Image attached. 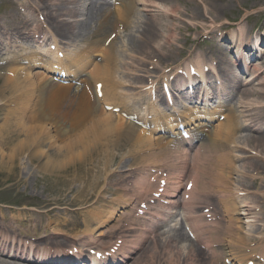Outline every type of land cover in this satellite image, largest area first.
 Segmentation results:
<instances>
[{
    "label": "bare ground",
    "instance_id": "obj_1",
    "mask_svg": "<svg viewBox=\"0 0 264 264\" xmlns=\"http://www.w3.org/2000/svg\"><path fill=\"white\" fill-rule=\"evenodd\" d=\"M32 1L34 4L30 7L34 11H38V16H43L46 27L52 33L54 40L57 43L64 42L68 43V45L73 44L76 47V51L73 53L66 52L64 47L62 51L65 55L57 61L47 60L43 58V56H45L44 54L37 51H30L26 58L20 60L19 58L13 59L12 57L3 61V63L12 62L10 63L12 65L8 67L10 71L7 75L15 79V82L20 85L18 89L22 93L20 94L21 99H18V101H11L10 103L8 101L4 103L0 102V110L2 106L12 107L11 112L8 113L9 123L6 124L8 129H5L3 132L0 131V143L9 147L12 145L16 136H18L19 140L22 129L21 127L19 128L20 124L15 122L18 121L17 118L19 116L25 115L34 121V125L24 126L25 131L36 129L43 132L47 126H51L50 131L53 133L55 132V139L63 142V144H59L57 146L58 148L55 149L59 154H63L67 149H74V147L80 145L81 142L85 145V150L90 151L89 154L84 153L86 152L85 150L81 151L80 149H76L77 152H80V155L78 154L75 160L79 162L82 167L84 164H90L98 168L94 173V179H90L88 183L93 193H91L90 197H87V194H83L82 196L86 197L81 199L85 202L94 197V204L101 201H104L106 204L101 209H96L94 207V211L96 210L97 212L87 214L84 216V220L82 219L88 228L85 235L90 234L88 241L93 243L100 241L99 246L104 244L101 247H105L109 245V243L112 244L113 242H117L119 234L122 235L121 238L124 240L128 239V233L135 232L138 235V241L133 244L131 248H129V246H123L124 248L121 249L122 251H119L116 255L107 256L103 258L104 260L93 258L92 261L94 263L99 262L100 264H128L129 258L134 259V254L143 246L144 254H147V258L150 259L148 264H161L166 257H168V260L166 259L163 264H199V262L203 261H206L205 263L203 262L204 264H226V260H231L236 264H247L249 260L255 261V264H264V234H260L261 228L264 227V225H260L264 224V204L261 205L260 212L262 213H259L262 216H256V220L246 222V225H250L252 228L249 232L245 231V226L243 229V226L236 225L234 222L235 220L236 222L240 220V222L243 223V217H240L241 214H244V217L255 214L254 209L256 207L254 206L257 202L254 197H251V201L246 203V200L240 197V191L242 190L247 193L251 189L246 181L247 179L251 178L253 183L255 182V176L250 175L251 171H257L258 173L262 172L260 167L262 165L258 164V162L244 161L238 167L233 160L228 159L229 152H225V164L211 167H205L200 164L193 172L196 184L190 192V199L185 203H190L189 205L194 203L198 204L202 198L201 203L203 204L209 200L208 207H213L214 211L220 210L223 212L224 216L228 217L225 221V225L220 224L218 230L209 227L208 229L202 230L204 238L206 237L205 235H207L204 243L207 242L209 245L211 255H208L200 248L196 247L194 242L183 230V226L170 229L169 232L174 231L173 234H169V232L156 233L149 242H146L144 239V234L147 233V231H143L144 233L139 234L136 228H123L121 225L122 221H127L124 220V217H127V214H125L126 206L130 204L132 200L134 202V199L138 196L143 199L144 192L147 193L157 187L155 184L149 182L151 175L138 179L139 183L137 188L130 194L127 191L122 192L123 189H121L120 186L122 184L121 179L123 175L120 172L121 170L119 171V169H117L113 173L108 174V178L113 181L112 183L117 189L120 188V192L118 193L119 196L115 198V202L106 200L103 196L94 193V190L101 182V176L105 174L107 169L112 165L114 149L111 150L110 148H112L111 145L114 146L115 144H111L108 139L111 132L117 131L120 127L119 130H123L125 138L127 137L129 140H132L135 137L137 140L139 128L134 124L128 120H123L124 124L122 123L121 126L118 127L117 122L114 123L112 121V119L116 117L123 118L122 114L124 111L127 113L123 108H127L130 105V100L128 98L129 90H127V87H137L138 82H142L141 86L145 87L146 84H144V79L146 78V80H148V78L153 76L151 74L152 72L146 69L148 63L153 64L158 62L159 58H162L161 56L170 53V50L174 48L173 46L180 43V34L176 33L177 30L181 29L179 24L185 23L187 19L194 21L201 19L200 17L204 18L205 16H210L213 11L220 8L218 2L221 0H117V2L120 3L117 7H114L108 0ZM139 3L144 5V9L148 14L139 12L140 10L137 8V4ZM153 11L157 12L151 13ZM118 23L124 24L118 25ZM31 24H33L32 19L26 17L17 23L16 26L9 28H6V26L0 22V32L3 34L10 33L8 35L11 36L8 37L9 41L14 40L23 42V40L35 38V35L42 32L40 25L33 27L29 31L28 29ZM108 27L112 28L109 33L111 38L108 39L106 36L101 40L104 43L99 45L100 39H93L101 35V31ZM262 28L264 29V24ZM126 30H128V33H124ZM219 30H222V28ZM123 33L125 34V38L122 41L124 35H121ZM42 36L43 34L39 38ZM227 36L229 35H226L228 39ZM119 38L120 40H118ZM261 38L262 43H264V37ZM258 39L259 38H256L257 42L255 44H258ZM105 41H107L106 45H104ZM245 41L247 42L241 30L240 36L237 38V44L241 46V48L251 47L253 51V46H249V41L248 43ZM224 43L225 40L216 42L208 53H203L208 56L209 62L212 63V65L209 66V72H207V74L204 73V69L205 66L209 64L200 60L197 61L198 71L203 75L205 74L203 81L205 82L204 89L206 90V97H223L219 101V111L210 112L208 109L194 111L192 108L185 109L184 106H181L179 107V112L177 110L178 113H170L166 116H161V113L156 110L154 130H149L147 127H145V129H140L144 134V138L153 143L155 149L150 154L160 168H162L161 166L163 165L168 166L164 161L172 154L177 153L182 155L181 152L185 150L184 146L186 145L183 139H171L163 133H171L170 130L177 133L178 122H180L187 127L189 126L194 131L195 137H197V132L202 129L203 124L201 121H208L205 116H208L209 121L213 122L218 117L217 115L219 112L222 114L223 111L227 110L229 112L225 114L226 120L218 123L211 133L208 132L207 138H204L200 142L197 150L201 152L202 149L205 151L210 150L211 154H219L223 148H225V150L227 149L223 141L227 143L232 138L235 140V132L245 128L246 132L242 134V136H239L238 144L242 143L244 146L260 152L261 161L264 163V85L259 87L251 85V83L254 82L253 80H258L259 78H262L261 83H264V54L259 58L258 62L253 61L246 66L247 62L250 60L248 55L251 51L247 53L248 55L243 56L240 54L236 60L230 61L229 49ZM18 46L25 48V46L21 44ZM59 48L61 50V47ZM255 49H257L256 52H258V50L264 52L260 44L258 46L256 45ZM128 54L134 55L135 59L128 61ZM3 55L4 54L0 52V56ZM136 55L140 57L136 58ZM213 55H216V58H214ZM93 56L96 58L99 56L102 57V62L94 63L92 59ZM247 56L248 60L246 61L245 59ZM155 58H157L156 62H154ZM217 58L219 59L218 61ZM28 59H30V61ZM215 60L216 62L213 64ZM243 60L244 67L247 69L246 71H250V75L246 78L239 77L240 75L238 74V71H242L241 67L243 69ZM34 66L42 68V71L33 74L31 69ZM163 69L164 68L159 64H156L157 72ZM209 73L212 75L216 74L215 77L222 80V84L217 86V89L211 86V79L208 76ZM162 76L166 77L167 74L162 73ZM168 76L167 79L169 80ZM58 77L62 79H67V77L68 79L73 78L77 81V84L64 85L65 83L55 81V78ZM196 79V76H192L189 83L194 82ZM99 86H102L101 90ZM85 89H88L89 92ZM27 90L29 91L27 92ZM100 93L102 96H99ZM181 93L185 95L183 92L177 91V93H172V98L175 97V100L182 104V100L184 99ZM187 94H189V92H187ZM24 96L28 97V99H25ZM250 96H254L255 98L252 99ZM120 97H122V104L116 102ZM224 97L229 100L228 104L221 102L224 101L222 100ZM141 98L144 100L146 99L144 97ZM159 100L164 102L165 97H161L159 94ZM98 102H102V105L96 107L95 105H97ZM107 105H113L114 108L123 107L119 113H115L113 110H107ZM253 109L256 111L245 114V111H252ZM237 111H239L241 115L238 114ZM69 119L71 122L70 127L67 126ZM11 120H13V122H11ZM155 130L162 133V136L156 137ZM94 133H96L95 137H89ZM10 134H13V137L10 136ZM91 138L94 139L92 140ZM105 138L106 141L103 142ZM36 140L37 141L26 139L19 145H12L8 150L0 149V165H2L3 162L5 166L13 167L16 161L23 164V159L26 157L28 158V156L30 161H37V159L43 156V151L39 149V147H41L42 144L46 146L47 142L41 141L38 138ZM31 143L34 144L32 145ZM37 143H39L40 146H36ZM253 145L258 149L253 147ZM89 147L91 148L89 149ZM221 147L223 148L221 149ZM109 157H111V160ZM133 158L139 160L140 163L146 162L139 155H133ZM71 160L69 156L64 158V160H58L60 164L62 163L58 170H62L66 167L68 168V165L71 164ZM228 160L230 162H226ZM49 163L51 162L44 161L38 165V167L42 168V170L46 168V171H50ZM172 166L174 167V164H172ZM175 167H179L177 163H175ZM235 172H238V176L237 179L234 180V177H230L229 175ZM223 173H225V178L222 176ZM131 176L132 174H130V177H127V183L132 181ZM116 177L118 178L116 179ZM178 177L180 179L178 183L182 181V177V182L187 179L185 169L180 172ZM26 178H28V175ZM235 181L238 183L237 185H234ZM169 182L172 185L171 178ZM236 186H239V188L237 189ZM181 188L182 187L179 186V188L171 189L169 193L165 194L164 198L173 199L170 200V202H176V197ZM82 190L85 191V188ZM199 193L203 194V196L200 197ZM261 196L264 198V195ZM213 197L218 198L216 202H218L219 205L213 200ZM195 199H199V201L194 202ZM50 202L52 203V201ZM53 210L54 209H49L45 212V215L52 214L51 212ZM241 210H244V212H241ZM191 212L193 214L199 213V211ZM20 213H23V211H20ZM230 213L237 217H230ZM188 214L189 211H186L184 216L187 218L186 220L190 229L194 231L193 225H200L199 221L196 215L191 216L189 214V217ZM26 215H28V212L19 214V216H6L0 212V264H82L89 260L87 254L81 250L88 242L83 236L78 237L84 242L78 246V248H80L79 256L77 258H71L72 260L66 256L69 254L64 252V254H66L64 259L58 261V259H56L57 255L52 251L50 252L46 248V245H43L42 248L39 249H43L46 255H38L36 257L32 255L31 252L25 254V249H32L33 246L39 244L36 243L38 240L44 239L47 240V245L60 244L58 249L67 248L62 246L59 241L57 242L56 238L59 236L57 232L53 231L52 233H48L46 230V235H39L38 229L42 226L40 224L43 220L42 216H40V220L34 224V227L23 229L20 226L22 225L21 223L29 220L26 218ZM149 220L152 222L151 219ZM129 221L131 222L130 225H133L131 218ZM68 225L71 224H69V222L59 221V218H57L53 222L50 221L48 228L68 227ZM148 226L150 227L148 232L154 229L159 232V223L157 225L149 223ZM72 229L76 230V226L73 225ZM199 229L200 228L196 231L197 235ZM93 232H97V235L94 236ZM61 234L66 237L70 236L69 233L66 232ZM29 241L30 245L28 248L27 244ZM252 242H256V245L251 246ZM73 247H76V245L72 246V248ZM248 249H251V251L248 252ZM87 251H89V248ZM202 255H207L203 261L199 259ZM262 258L263 261L261 260ZM142 260L145 262L144 259ZM137 261L138 264H144L143 261Z\"/></svg>",
    "mask_w": 264,
    "mask_h": 264
},
{
    "label": "rangeland",
    "instance_id": "obj_2",
    "mask_svg": "<svg viewBox=\"0 0 264 264\" xmlns=\"http://www.w3.org/2000/svg\"><path fill=\"white\" fill-rule=\"evenodd\" d=\"M51 3V2H50ZM34 3L32 0H0V22L6 26V28L14 27L19 23L22 19L31 18L32 23L31 26L35 27L37 25L45 26V21L42 17H39L38 11H34L30 6H32ZM116 5V4H115ZM219 9H216V11H213L210 16L200 17L201 19L197 20H189L185 21V23H178L181 26L180 30H177L176 33L180 34L181 39L180 43L177 45L175 44L173 49L170 50V53H167L164 56H161L162 58H159V61L156 62L157 58L154 59L153 64L148 63V67L146 69L148 71H151L152 77L159 78L161 77L162 72H167L169 69L179 66H183L186 62H192L193 64H197L196 61H203L209 60L208 56L203 53H208L212 48L213 45H215L216 42H221L219 39L222 38L221 34H228L229 35V41L225 38V45L228 46L229 49V60L233 61L235 59L234 53L238 52L243 53V55H247L248 51H245L244 49L247 48H241L237 44V38H239L241 30L242 33L247 41H249V45H253V42L256 39V36H264V29L262 28V25L264 24V0H221L218 2ZM138 9H140V13L146 14V10H143V6L139 5ZM142 9V10H141ZM223 9V10H222ZM148 13V12H147ZM152 13V12H151ZM113 26V25H112ZM111 26V27H112ZM111 27L104 28L101 32V35L96 36L93 40L100 39L99 45H102L101 40L108 37L110 31L112 30ZM222 28V32L216 33V36L213 40H211L212 37L215 35V31ZM43 33L49 37V44H51L54 41V38L52 36V33L48 30L47 27L42 29ZM100 32V33H101ZM210 32L212 33V36L210 35ZM124 33H128V30H126ZM122 34V41L125 38V34ZM10 33L3 34L0 32V52H2L4 55L0 56V61H2L1 58L7 59V58H26L30 50L34 49H41L42 46L39 43H35L32 40H23V42H18L11 40L9 41L8 36ZM14 38V35H13ZM58 39V38H57ZM120 40V38L118 39ZM23 45L25 48H21L18 45ZM49 44L47 47H50ZM54 44H52L53 46ZM63 46H67L68 50L70 52H75L76 47L73 44L68 45V43H62ZM264 45V44H263ZM244 47V46H243ZM264 49V46H263ZM8 51V52H7ZM233 51V53H232ZM86 53V52H85ZM235 53V54H236ZM128 61L131 59H135L134 55L128 54ZM140 57L136 55V58ZM164 57V58H163ZM214 58H216V55H213ZM208 58V59H207ZM205 60V61H204ZM210 61V60H209ZM188 62V63H189ZM156 64H159L163 69V71L157 72L156 70ZM187 64V63H186ZM12 64H7L4 66H0V102H11V101H18L20 98V94L22 93L18 88L20 85H18L17 82H15V79L13 77L8 76V67H10ZM32 73H39V71H42V68L39 67H33L31 69ZM239 74V72H238ZM244 73H240V76H243ZM147 75V74H145ZM211 82L214 85V74H210ZM247 75L245 74V77ZM262 76V75H261ZM145 83H148L149 79H144ZM254 81V80H253ZM262 78L259 81H254L251 83V85H254L256 87L264 85V83H261ZM141 83V84H140ZM137 83V87H127V90H129V100L130 105L129 107L125 108L123 107L129 114H137L140 118L146 119L147 117V108L150 107V97L148 96L149 92L146 91L141 85L142 82ZM23 85V84H21ZM89 92L88 89H85ZM29 90H27L28 92ZM82 91V90H81ZM27 96V94H26ZM25 97V99H28V97ZM31 96V93H30ZM23 97V98H24ZM141 97L146 98L145 100ZM148 98V99H147ZM250 98L254 99V96H250ZM117 103L122 104V97L118 98L116 100ZM213 101H210V103H213ZM187 103H189L187 101ZM13 104V103H12ZM98 105H102V102H98L96 107ZM191 106H194V104H189ZM159 111H163L164 113H169L170 107L163 102H157L154 105ZM27 107V106H25ZM120 107V108H122ZM12 107H6L2 106L0 110V131H5V129H8V126L6 125L9 123V116L8 113L11 112ZM16 109V108H14ZM241 111V109L239 108ZM256 111L253 109L252 111H245V114L252 113ZM119 113V112H118ZM125 113V111H124ZM238 114L241 115L239 111H237ZM146 114V115H144ZM22 117V118H21ZM18 121L15 123H19L22 129L21 136L15 137L12 145H19L22 141H25L26 139H33L37 141L38 138L41 141L47 142L46 146L44 144L39 147V149H42L43 156L37 161H30L28 158H24V162L19 163L18 161L15 162V165L13 167H7L3 164L0 165V212L2 214H5L6 216H19V214H24V212H28V215H26V218L29 219L28 221H25L24 223H21L20 225L23 229H28L31 227H34V224L37 223V221L40 220V216L43 217V220L40 223L42 226L38 229L39 235H46V230L48 233L57 232L59 233V236L56 238L57 242L59 241L61 244L65 245V247H70L74 243H78V241H74L72 239L78 238L79 236H83L87 240L90 237V234L85 235L88 228L86 227L84 220V216L87 214L97 212L94 211V207L96 209H101L106 203L104 201L99 202L97 204H94L95 198L90 199L89 201L82 200L81 198H84L86 196H82L83 194L87 197H90L91 193H93V190L88 185L90 179H94V173L96 170H98L97 167H93L90 164H84L83 167L80 165L79 162L75 160V158L80 155V152H77V150H85L84 144L81 142L80 145L74 147V149H67L63 154H59L57 152L58 145L63 144V142L56 140L55 132H51V126H47L45 131L40 132L36 129L34 130H24V126L34 125V121L30 119V117L19 116ZM127 120L126 117L123 118H113L112 121L114 123L117 122V126H121V124H124V121ZM13 122V120H11ZM91 125V124H89ZM67 126H71L70 119L67 122ZM104 128V127H103ZM120 128V127H119ZM112 131L110 134V137L108 138L111 142V144H115L110 148L113 150V160L112 165L107 169V172L101 176V182L99 186L94 190V193L97 195L103 196L104 199L109 201H114L115 198L119 196L120 188L124 190V187H130L132 185L133 181L127 183V177L130 176L131 172H134L136 167L137 170L135 171L137 174L135 175L136 179L140 175L142 177L143 175H146L147 167L146 164H152L153 166L156 165V161L152 158L150 153L153 152L154 146L153 143L149 142L147 139L144 138V134L141 132L142 130L139 129L137 140L134 137L132 140H129L127 137L125 138L123 135V130ZM138 128V127H137ZM13 130V128H12ZM246 129L242 128L240 131L235 132V140L232 138L230 141H228L226 146H230L229 152L231 153V160L234 159V163L236 166H240L242 162L244 161H254L258 162V164H261L262 166V172L258 173L257 171H251L250 175L255 176V182L253 183V180L247 179L249 186L251 189L249 190V195L241 193V197L243 199H246V203H249L251 201V197H254L255 201L257 202L254 210V215L251 217H244V214H241L240 217H243V223L238 220L234 221L236 225L245 226V231L249 232L250 225H246V222L256 220L254 216H262L259 213L261 210V205L264 204V198L261 195H264V163L261 161V154L260 152H257L256 150L244 146L242 143L238 144L239 136H242V134H245ZM15 134V133H13ZM13 134H10V136L13 137ZM39 135V136H37ZM106 135V134H105ZM103 135L104 137H106ZM159 135V134H158ZM156 137H159V136ZM96 133L89 137H95ZM101 137V136H100ZM101 137V138H104ZM35 138V139H34ZM92 140L94 138H91ZM144 141H143V140ZM106 141V138L103 140V142ZM116 141V142H115ZM225 146V141H223ZM32 145L34 143H31ZM11 146H6L5 144L0 143V149L8 150ZM96 145V144H95ZM238 145V146H237ZM36 146H40L39 143L36 144ZM117 146V147H115ZM253 147H256L253 145ZM91 147H89L90 149ZM77 149V150H76ZM256 149H258L256 147ZM143 150V151H141ZM86 151V150H85ZM140 152V153H139ZM222 152L225 155V149L222 150ZM84 153H89L90 151H86ZM139 155L141 156L146 162H139V160H135L133 158V155ZM141 154V155H140ZM198 155V154H197ZM195 155L194 161L197 163H202L206 166H214V165H220L225 164L222 163V159H218L217 157L208 156L207 160H203L202 162L199 161V156ZM202 155V154H201ZM71 158V164L68 165V168H64L62 170L59 167H61L62 163L60 164L61 160H64V158ZM83 156V154H82ZM197 156V157H196ZM246 156V157H244ZM1 159V158H0ZM111 160V157H109ZM60 160V161H58ZM44 161H50L49 168L50 171H46L44 168L38 167L41 163ZM175 161V158H170L166 162L168 166V171H170L173 175V178L177 176V172L175 169H172L171 165L172 162ZM220 162V163H219ZM230 162V161H229ZM191 163V162H190ZM95 164V162H94ZM93 164V165H94ZM161 164V163H160ZM163 164V163H162ZM57 165V166H53ZM192 165V163L190 164ZM166 165H164V171L167 169ZM119 169L122 176V184L120 188L117 189V187L112 183L113 181L108 178V174L113 173L115 170ZM146 170V171H145ZM153 171V170H152ZM254 172V173H253ZM27 173V174H25ZM28 175V178L26 176ZM208 175V174H206ZM222 176L225 178V173L222 174ZM230 177H234V180L237 179L238 172H235L233 174L229 175ZM108 178V179H107ZM118 177H116L117 179ZM135 183V182H134ZM238 183L235 181L234 185H237ZM237 189L239 186H236ZM85 188V191L82 190ZM108 189V190H106ZM237 191V190H236ZM237 194V193H236ZM203 196V194H201ZM249 198V199H248ZM79 199V200H78ZM55 200V201H54ZM213 200L216 202L218 201L217 197H213ZM52 201V203L50 202ZM202 201V198H201ZM218 205L219 203L216 202ZM112 204V203H111ZM209 204V200L204 202L203 207H207ZM128 208V207H127ZM212 207H207L206 209H209L208 213L210 216L214 219H216L214 226L216 225H225L226 219L228 217L224 216L222 211H213L210 210ZM49 209H54L51 213L45 215V212ZM81 209V210H80ZM203 209V208H201ZM20 211H23V213H20ZM84 211V212H83ZM162 213L163 209L160 207L152 208V212ZM80 212V213H79ZM131 215L132 211H129ZM241 212H244V210ZM264 213V209H263ZM203 214V213H202ZM236 214V213H235ZM183 215H180L177 217L180 225L183 222L181 220ZM230 217H237L234 214L230 213ZM59 218V221L62 222H70L73 223L72 225H68L65 227H50L48 228V224L53 222L55 219ZM83 219V220H82ZM140 218L136 216H132V220L139 223V225H136V229L139 231L140 225L143 224ZM201 221H204L205 218L202 216L200 217ZM53 220V221H52ZM128 220V218L124 219ZM168 223L164 224L163 232H169L170 229H174L171 227L174 223H178L176 219H171ZM261 223V222H260ZM45 225V226H44ZM73 225L76 226V230H73ZM95 225V224H93ZM121 225L124 229L132 228L129 225V222L122 221ZM177 224V226H180ZM184 225V231H186V224L183 222ZM139 226V227H138ZM204 226V224H202ZM72 227V228H71ZM144 227V226H142ZM161 228V226H160ZM159 228V230H160ZM219 228H215V230H218ZM264 230V229H263ZM69 233L70 236H64L61 233ZM187 232V231H186ZM174 231L169 232V234H173ZM94 235H97V232H93ZM119 234V233H118ZM187 234V233H186ZM129 235L127 239L128 246H132L137 241V234L135 232L128 233ZM154 234H151L146 239V242H149L153 237ZM188 235V234H187ZM190 236V239L194 242L196 247L200 248L202 251L207 253L208 255H211L209 250L206 249L202 245L201 242H197L195 240L194 235H188ZM98 237V236H96ZM207 237V235H206ZM202 239V237H201ZM204 239V238H203ZM46 240V239H44ZM47 241V240H46ZM46 243L45 241H42ZM99 247L98 244H90L88 245V248H91V246ZM86 252V251H85ZM146 253V252H145ZM147 254H144L143 248L139 250L137 255H134V259H130L128 261V264H138V261H143L144 264H148L150 262V259L147 258ZM149 255V254H148ZM183 255V254H182ZM207 255H202L199 257L201 261L204 260V258ZM203 257V258H202ZM168 260V257L164 258L161 264L165 262V260ZM204 263L206 261H203ZM203 262H199V264H204ZM26 263V262H25ZM32 264V263H27Z\"/></svg>",
    "mask_w": 264,
    "mask_h": 264
}]
</instances>
